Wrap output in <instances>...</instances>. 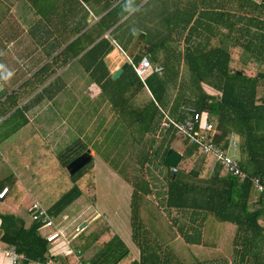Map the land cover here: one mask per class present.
<instances>
[{"label":"trees","instance_id":"16d2710c","mask_svg":"<svg viewBox=\"0 0 264 264\" xmlns=\"http://www.w3.org/2000/svg\"><path fill=\"white\" fill-rule=\"evenodd\" d=\"M170 1L159 4L161 18L155 26L141 28L137 20L129 19L142 0H67L62 19L67 21L68 44L19 90L0 92V117L5 116L0 121V167L8 161L16 168L0 178V191L9 187L0 197V245L15 244L25 253L27 258L15 264H32L50 255L55 264L75 261L74 254L55 252L56 246L47 240L52 228L40 227L24 203L28 193L55 214L63 213L81 196L87 204H96L93 159L74 173L67 167L91 147L79 138L66 146L48 144L26 115L29 104L18 105L22 86L35 82L37 89L56 73L52 66L59 58L58 68L73 59L86 63L89 78L100 86L101 96L115 111L113 124L103 128L101 146H96L111 166L133 179L131 236L139 256L103 215L75 236L71 247L81 249L83 259L91 264H264V190L251 179L258 176L264 184V0ZM118 28L127 30L123 40L115 36ZM114 39L121 41L136 62L146 56L153 66L162 65V71L151 69L142 79L129 64L114 78L105 61L116 46ZM133 42L140 51L134 53ZM59 79L60 75L55 76L37 92V99ZM191 108L203 114L194 128L213 123L218 131L215 140L225 150L230 136H238L236 159L245 177L234 174L213 153H203L199 144L172 123L163 125L167 116L178 121L192 117ZM8 138L14 139L12 146ZM179 138L187 140L184 155L193 151L203 155L198 169L186 171L179 163H164ZM130 161L138 169L133 177L128 171ZM154 165L161 166L166 208L177 214H214L236 225L231 258L212 262L159 243L140 214L141 193L136 187L143 183V197L152 193ZM197 236L194 242L199 243L201 234Z\"/></svg>","mask_w":264,"mask_h":264},{"label":"crops","instance_id":"0c3cea01","mask_svg":"<svg viewBox=\"0 0 264 264\" xmlns=\"http://www.w3.org/2000/svg\"><path fill=\"white\" fill-rule=\"evenodd\" d=\"M150 2L149 0H142L141 7L132 13L129 20L131 22L137 20L141 28L143 26H155L161 18L159 4H162V0ZM143 4L146 6L143 7ZM57 10L58 15L55 12ZM63 10L66 14L67 0H0V92L8 91L9 94L13 90H19L25 80L31 81L36 71L43 64L51 61L68 44L67 21L62 19ZM139 11L142 12V15L135 16ZM114 41L118 44L121 43L116 39ZM119 45L121 46V44ZM130 46L132 50H135L134 53L141 50L135 42L131 43ZM123 50L125 51L123 47L121 49L116 45L105 57L112 73L125 61H128ZM127 54L129 55V53ZM131 57L133 58V56ZM60 61L59 58L52 66V68L57 69L56 73L46 79L37 89L35 82L28 81L27 85L22 86V94L20 98L17 97L18 105L29 104V109L26 111L27 117L48 141L60 144L61 141L58 138L63 136L62 139L69 141L79 138L90 146L91 148L87 150L90 153L92 150V159L98 157L96 162L101 165L102 173L109 184L112 185L113 181H116L118 186L124 187L129 192L130 198L128 200L132 201V194L135 190L133 179L115 178L118 171L100 155L99 147L96 146H101V139L104 138L103 128L113 124L116 117L115 111L110 102L101 96L100 86L89 78L88 72L84 68L86 63L73 59L65 66L58 68ZM77 61L81 66L79 63L76 64L77 66L74 65ZM81 67L83 71L79 70ZM66 73H70L71 76L66 78ZM57 75H60V79L56 84L37 99L36 93L41 91ZM56 89L58 91L54 94ZM54 107L59 109V113L55 111ZM4 117L1 116L0 121ZM127 134L125 135L127 136ZM97 141L99 143L95 144ZM233 141L236 142L235 146H232ZM228 145H230L235 157L238 158V136L231 135ZM174 146H176L175 143ZM174 148L183 157L185 147L184 149L177 148V146ZM184 156V166H180L182 157L179 161L181 169L191 171L201 166L203 155L198 151H193L190 155ZM99 164L98 166H100ZM152 167L153 179H150V184L153 191L143 197V183H138L136 187H138L141 196L137 202L140 206V214L142 217L145 216L147 227H150L158 235L159 243L170 246L167 249H174L176 252H201V255L204 256L203 259H209L212 262L218 257L231 258L233 250L229 252L225 246V231L228 235H235L236 225L231 222H222L214 214H177L179 213L177 210L166 208L163 204L165 182L161 178V166L154 165ZM207 168L210 169V166ZM94 169L96 171V168ZM212 170L214 171L213 167H211V172H213ZM3 171L5 170L0 167V173ZM6 186L8 187V185ZM107 191L108 188L105 189L103 186L102 192L96 181V204L89 205L86 202L83 203L82 200V204L77 206L78 209L75 214H69L70 222L77 220L76 223L81 222L86 227L100 215H103L138 257L139 249L131 236L132 204L129 206L126 203L127 208L123 209L125 204L121 207V203L114 201L105 203L103 200L110 196L114 197ZM32 197L28 193L24 203L28 205ZM80 198L84 199L81 196L76 201ZM158 217L161 220L157 221ZM73 225L71 224V226ZM194 232L196 233L195 239L192 237ZM198 233L201 234L199 243L194 242L197 240ZM229 239L230 236L227 237V243ZM62 247L63 244H59L58 251L61 250L62 252ZM186 262L188 263L187 260ZM0 264L12 263L8 259L0 257Z\"/></svg>","mask_w":264,"mask_h":264},{"label":"built area","instance_id":"2783aa9c","mask_svg":"<svg viewBox=\"0 0 264 264\" xmlns=\"http://www.w3.org/2000/svg\"><path fill=\"white\" fill-rule=\"evenodd\" d=\"M114 41V40H113ZM114 43L122 47L114 41ZM127 56L129 64L135 69L137 74L144 79L145 75L151 70L154 69L157 72L162 71V65L153 66L148 57H143L141 61L136 62L130 55L123 50ZM191 112L194 109H190ZM193 113V112H192ZM200 117H203V114L199 112L193 113L192 117H187L183 120H174L172 117L167 116L163 122V125L173 124L178 127L181 131L187 133L190 137V141L197 143L200 146V149L203 153H213L217 160L224 166L230 168L234 174L245 177L246 174L241 170L239 161L236 159L235 155L229 153L223 146L215 140V135L218 133L217 129L211 122H205L200 126V128L195 129V123L200 120ZM236 142H232V146H235ZM253 182L258 186L260 190H264V184L261 182L258 176L251 177ZM9 188L5 186L0 191V197H3L8 192ZM28 210L32 213L33 218L39 223L40 227H51V231L47 234V240L54 246L63 244V253L64 254H74L75 261L73 263H60V264H91L89 261L83 259V253L81 249H74L71 247V240L77 236L83 229L85 225L83 223H76L77 220H72L70 222V215L68 213H59L55 214L48 211L41 202L32 198ZM76 221V222H75ZM74 224L70 228L68 225ZM58 247H56L55 252H57ZM61 251V250H60ZM0 257L8 259L12 264L18 263L20 260H23L26 257L25 253L20 252L15 244H11L7 247H2L0 245ZM32 264H55L53 262V257L50 255L45 259H36L31 262Z\"/></svg>","mask_w":264,"mask_h":264},{"label":"rangeland","instance_id":"374dc122","mask_svg":"<svg viewBox=\"0 0 264 264\" xmlns=\"http://www.w3.org/2000/svg\"><path fill=\"white\" fill-rule=\"evenodd\" d=\"M149 1H151L150 3H152L154 0H149ZM165 1H167V2H171L170 0H165ZM166 2H164V4H165ZM163 5V4H162ZM142 12H143V10H142ZM142 12H138L135 16H140V14L142 13ZM38 14V13H37ZM142 15V14H141ZM127 26V25H126ZM127 30L125 29V28H118V30L116 31V34L115 35H118L119 37H120V39H122L123 40V38L124 37H126L127 36V32H126ZM137 45V47H138V44H136ZM127 53H129V54H131L129 51L127 52ZM132 55V54H131ZM79 62L77 61L74 65L75 66H77L76 64H78ZM80 64V63H79ZM80 66H81V64H80ZM79 70H81V71H83V68L81 67V68H79ZM71 76V74L70 73H66L65 74V77L66 78H68V77H70ZM55 108V111H57L58 113H59V109H57L56 107H54ZM62 138H63V136H62ZM61 137L60 138H58V139H60V141H61V143L63 144V146H66V144L68 143L69 144V140L68 139H62ZM47 140V139H46ZM52 140V139H51ZM179 140L180 141H178V142H175V144H176V146H177V148H181V149H184V147H185V145H186V143H187V140H186V138H179ZM8 141H11V142H8V144L10 145V146H12V143H14V139L13 138H8ZM48 141V140H47ZM48 144H51V145H53L54 147L55 146H57L59 143H53L52 141H48ZM54 149V148H53ZM226 150L229 152V153H231V154H233V155H235L234 153H233V151L231 150V147H230V145H228V147L226 148ZM54 151V150H53ZM91 153H92V150H91ZM27 156V155H26ZM96 159L98 160V157L96 158V157H94L93 158V164H94V168H96V171H95V169H94V172H95V176H96V181H97V184H98V187H100V190L103 192V186H105V189H107L108 188V193L109 194H112V195H114V197H109V198H107L106 200H103V201H105V203L106 202H116V203H121V207H123L124 206V204H125V206H124V208L123 209H125V208H127V205H126V203H128V205L130 206V204H132V201L131 200H128V198H130V195H129V192H127V190H125V188L124 187H120V186H118V184H117V182L116 181H113V184L112 185H110L109 184V182L107 181V178L106 177H104V175H103V173H102V169H101V165L98 163V162H96ZM96 163V164H95ZM98 164L100 165V166H98ZM180 166H184V159L181 161V163H180ZM1 169H3V170H5V171H8V173L9 174H11L13 171H15V167L11 164V163H9L8 161H6V163H5V165L4 166H2L1 167ZM7 169V170H6ZM138 169L136 168V164L134 163V162H131L130 161V164H129V166H128V171H129V173H130V176L131 177H133L134 176V173L137 171ZM5 171H3L2 173H0V178L3 176V173H5ZM96 172H97V174H96ZM137 173V172H136ZM122 178L123 179V177H124V175L122 174V173H120V172H117V177L115 176V178ZM33 198V197H32ZM82 200H83V203L85 202V199H83V198H80L78 201H76V202H73L69 207H68V209L67 210H65V211H63L64 213H68V214H75V211L78 209L77 208V206L79 205V204H82ZM72 212V213H71ZM85 213H86V211H85ZM84 213V214H85ZM131 214H132V211H131ZM159 220H161L159 217H158V219H157V221H159ZM225 240H226V244H225V246L228 248V251L229 252H231L232 250H233V238H234V234L233 235H228V233L225 231ZM228 236H230V239H229V241H228V243H227V237ZM184 254H186V255H189V254H191V253H194V254H197V255H200L201 256V252H196V251H187V252H183ZM204 255H206V254H204Z\"/></svg>","mask_w":264,"mask_h":264},{"label":"water","instance_id":"95a60500","mask_svg":"<svg viewBox=\"0 0 264 264\" xmlns=\"http://www.w3.org/2000/svg\"><path fill=\"white\" fill-rule=\"evenodd\" d=\"M129 66V62L125 61L114 73L113 77H117L124 69H126ZM182 154L177 151L175 148H171L165 159L164 163L169 166H176L178 165L179 161L181 160ZM92 159V154L89 152V150L84 151L80 155H78L76 158L71 160L69 164L67 165L68 169L71 173L76 172L78 169L83 167L87 162H89Z\"/></svg>","mask_w":264,"mask_h":264}]
</instances>
